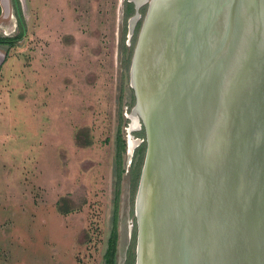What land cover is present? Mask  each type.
Segmentation results:
<instances>
[{
	"label": "rangeland",
	"instance_id": "obj_1",
	"mask_svg": "<svg viewBox=\"0 0 264 264\" xmlns=\"http://www.w3.org/2000/svg\"><path fill=\"white\" fill-rule=\"evenodd\" d=\"M7 1L0 37L14 39L0 44V264H105L115 218L117 264H126L140 181L134 192L127 147L143 141L144 126L130 129L136 44L128 69L122 48L137 23L130 34L126 0Z\"/></svg>",
	"mask_w": 264,
	"mask_h": 264
},
{
	"label": "water",
	"instance_id": "obj_2",
	"mask_svg": "<svg viewBox=\"0 0 264 264\" xmlns=\"http://www.w3.org/2000/svg\"><path fill=\"white\" fill-rule=\"evenodd\" d=\"M130 1L136 264H264V0Z\"/></svg>",
	"mask_w": 264,
	"mask_h": 264
},
{
	"label": "trees",
	"instance_id": "obj_3",
	"mask_svg": "<svg viewBox=\"0 0 264 264\" xmlns=\"http://www.w3.org/2000/svg\"><path fill=\"white\" fill-rule=\"evenodd\" d=\"M19 4L21 6L20 0H19ZM147 7L148 6L146 4L140 8V12L142 13V16L137 22V26L135 29V37H134L133 42L131 43L130 47L123 44L122 50L125 54L127 53V56L124 59L127 69L129 68V66L131 64V57L133 54V49H134V46H135L136 41H137L136 38H137V35L141 29L142 21H143L145 14H146ZM135 11L136 10H135V6H134L133 1L126 0L125 1V17L130 18L135 13ZM21 12H22V7H21ZM21 28H22V30H21L20 34H22V32L24 30V25L22 23H21ZM13 39H14L13 36L0 37V44L3 42L11 41ZM140 134L143 137V141L134 148L135 151H134V155L132 158L133 160L131 161V168H130V171L136 174V176L133 180V185H134L133 191L134 192L136 191V187L138 185V181L140 178V172L142 170L141 168L143 167V163H144V159H145V155H146L147 141H146L145 127H144V130H142V132H140ZM121 137L122 136L119 133L118 138L120 139V141H121ZM124 148H125V141L122 140V142L118 148V152H117V156H116L117 176H118V181H117L118 190H117L116 201H117L118 196L120 194L119 187H120L122 179H123L124 168H123V164H122V152H123ZM59 208L62 211H69V210H72L74 208V206L68 207L66 209H63L61 206ZM114 216L118 217L117 216V207L115 209ZM118 236H119V234H118L117 222H116V218H115L114 226H113V229L111 231V234H110L109 240H108V247L104 253L105 264H117ZM136 241H137V228L135 227L133 242H132L131 248L129 247V251H128L127 259H126V264H134V262L136 260V253L134 251Z\"/></svg>",
	"mask_w": 264,
	"mask_h": 264
},
{
	"label": "bare ground",
	"instance_id": "obj_4",
	"mask_svg": "<svg viewBox=\"0 0 264 264\" xmlns=\"http://www.w3.org/2000/svg\"><path fill=\"white\" fill-rule=\"evenodd\" d=\"M8 1H9V0H8ZM8 1H7V2H8ZM6 6L9 7V6L7 5V3H6ZM261 12H262V15L264 16L263 5H262V11H261ZM131 117L133 118L132 120L134 121V122H132V123H133L132 125H135V124L137 123L136 116L133 114ZM138 140H139V138H138ZM139 141H140V140H139ZM139 141H137V142H139ZM137 144H138V143H136V145H137ZM132 146H133V145H132ZM128 153L132 155V151H131V148H130V147H129Z\"/></svg>",
	"mask_w": 264,
	"mask_h": 264
},
{
	"label": "flooded vegetation",
	"instance_id": "obj_5",
	"mask_svg": "<svg viewBox=\"0 0 264 264\" xmlns=\"http://www.w3.org/2000/svg\"><path fill=\"white\" fill-rule=\"evenodd\" d=\"M133 119V118H132ZM144 126V125H143ZM145 127V126H144ZM146 130V129H145Z\"/></svg>",
	"mask_w": 264,
	"mask_h": 264
}]
</instances>
